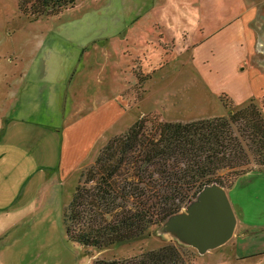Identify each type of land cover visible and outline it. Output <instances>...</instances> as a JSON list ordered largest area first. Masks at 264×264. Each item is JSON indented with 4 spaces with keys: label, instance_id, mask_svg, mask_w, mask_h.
<instances>
[{
    "label": "rangeland",
    "instance_id": "rangeland-1",
    "mask_svg": "<svg viewBox=\"0 0 264 264\" xmlns=\"http://www.w3.org/2000/svg\"><path fill=\"white\" fill-rule=\"evenodd\" d=\"M237 3L79 0L60 14L31 18L21 12L20 0H0V264H90L99 256L70 241L64 214L83 169L144 116L185 123L208 114L229 117L257 103L244 67L218 62ZM256 4L264 7V0H246L248 8ZM111 98L121 114L91 140L78 168H48L56 162L47 164L52 151L41 149L40 134L61 135ZM227 194L239 222L234 237L205 253L184 246L183 252L191 264H264V243L256 250L238 247L246 234L236 207L249 220L252 211H264V174L239 180ZM159 229L113 246L101 258L130 259L180 245Z\"/></svg>",
    "mask_w": 264,
    "mask_h": 264
},
{
    "label": "trees",
    "instance_id": "trees-1",
    "mask_svg": "<svg viewBox=\"0 0 264 264\" xmlns=\"http://www.w3.org/2000/svg\"><path fill=\"white\" fill-rule=\"evenodd\" d=\"M78 2L20 0V9L39 18L60 14ZM244 142L254 146L247 149ZM255 169L264 172V107L253 100L229 117L182 123L144 116L113 137L83 169L64 214L68 238L87 252L140 240L204 187L216 183L228 191ZM182 247L168 244L130 259L99 255L90 264H191Z\"/></svg>",
    "mask_w": 264,
    "mask_h": 264
},
{
    "label": "crops",
    "instance_id": "crops-1",
    "mask_svg": "<svg viewBox=\"0 0 264 264\" xmlns=\"http://www.w3.org/2000/svg\"><path fill=\"white\" fill-rule=\"evenodd\" d=\"M233 10H235V13L232 19V27L229 34L226 36L227 40L218 47V62L219 65L222 63L223 65H221L223 67L225 64L227 65V62H229V64L232 62L237 63V69L243 66L244 68L241 71L245 74V81L249 83L253 90L254 95L252 98L256 99L257 104L264 107V7H261V4H256L255 7L250 6V8H248L246 0H238ZM207 24H209V21ZM239 77L242 78L241 74ZM120 114V108L115 98H111L110 100H106L100 108L92 109V111L86 115L81 114L76 121H72V123L62 131L61 135L58 133H41L42 141L44 140L46 144V148L42 147L41 149H50V151H52V153H50V160L47 164L50 161L51 165L52 161L56 162L55 167L51 166L48 168H58L63 173H65V169L67 168H69L70 171L77 169L82 160L85 159L88 151L86 148L92 146L93 141L91 140L94 137H96L95 139L99 138L105 130L110 129L111 126L115 124ZM212 116L213 115L208 114L202 119L213 118ZM59 136H61V140ZM2 139L5 140L6 138ZM44 158L45 156L43 155V159ZM24 168L26 167L24 166L23 169ZM263 174L264 172L261 171H253L242 176L238 181L249 178L252 175L262 176ZM30 180L32 182V178H30ZM230 190H226V192L228 193ZM236 207L241 217V234H246L240 238L244 240V242L248 240V243L239 241L238 247L239 249L244 247L243 251L247 248L256 250L258 248V242L264 243V235L261 236L260 234V232L264 233V211L261 208L252 211L251 215L255 217L249 220L242 208L239 206ZM238 225L239 222L237 219V226ZM247 227L249 228L248 232ZM247 235L248 238L246 239ZM105 253V250L98 252L100 256ZM246 256L247 255L244 257ZM96 257L97 256H95V258Z\"/></svg>",
    "mask_w": 264,
    "mask_h": 264
},
{
    "label": "water",
    "instance_id": "water-1",
    "mask_svg": "<svg viewBox=\"0 0 264 264\" xmlns=\"http://www.w3.org/2000/svg\"><path fill=\"white\" fill-rule=\"evenodd\" d=\"M237 217L227 195L219 184H211L179 213L170 216L159 227L172 241L200 253L228 243L235 234Z\"/></svg>",
    "mask_w": 264,
    "mask_h": 264
}]
</instances>
